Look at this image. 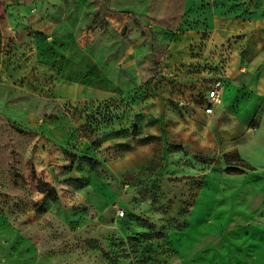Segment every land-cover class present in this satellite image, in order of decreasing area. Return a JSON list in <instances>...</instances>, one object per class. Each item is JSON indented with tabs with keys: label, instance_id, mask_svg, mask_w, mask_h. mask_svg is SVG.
Returning a JSON list of instances; mask_svg holds the SVG:
<instances>
[{
	"label": "rangeland",
	"instance_id": "rangeland-1",
	"mask_svg": "<svg viewBox=\"0 0 264 264\" xmlns=\"http://www.w3.org/2000/svg\"><path fill=\"white\" fill-rule=\"evenodd\" d=\"M6 8L19 29L0 42V264L261 260L264 101L245 102L264 0Z\"/></svg>",
	"mask_w": 264,
	"mask_h": 264
},
{
	"label": "crops",
	"instance_id": "crops-1",
	"mask_svg": "<svg viewBox=\"0 0 264 264\" xmlns=\"http://www.w3.org/2000/svg\"><path fill=\"white\" fill-rule=\"evenodd\" d=\"M33 1V0H32ZM22 2L23 0H0V42L4 43L5 39H7V36L11 34V36L16 37L18 34V27L14 26V24L11 22V18L9 17L8 13H7V8L5 9V7L9 6L10 7H14L15 11L17 10H21L22 8ZM67 36H65L64 38H66ZM260 58L256 59L253 63L252 66H256L259 63ZM224 81H225V85L224 88L222 90V95H221V103L219 105H217L214 108V112L211 115H207L204 114L205 116H212L216 113L217 111V107H219L223 101H224V97L226 95V86H227V79L224 75ZM250 90L253 91V93L251 94L250 99H248L245 102V105L249 106L251 105L252 102H262L264 101V71H262L258 78L254 81L253 85L250 86ZM204 113V112H203ZM259 258V256H256V260H255V264H262L264 263V253H262L261 255V260L257 261Z\"/></svg>",
	"mask_w": 264,
	"mask_h": 264
},
{
	"label": "built area",
	"instance_id": "built-area-1",
	"mask_svg": "<svg viewBox=\"0 0 264 264\" xmlns=\"http://www.w3.org/2000/svg\"><path fill=\"white\" fill-rule=\"evenodd\" d=\"M225 81L223 75L216 77L208 86L203 105L204 114L211 115L214 112V108L221 103L222 90L224 88Z\"/></svg>",
	"mask_w": 264,
	"mask_h": 264
}]
</instances>
